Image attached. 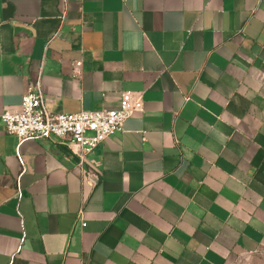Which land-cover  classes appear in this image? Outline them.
<instances>
[{
  "label": "crops",
  "instance_id": "0c3cea01",
  "mask_svg": "<svg viewBox=\"0 0 264 264\" xmlns=\"http://www.w3.org/2000/svg\"><path fill=\"white\" fill-rule=\"evenodd\" d=\"M38 81L54 114L117 109L128 91L144 111L80 164L57 139L5 132ZM260 252L264 0H0V264Z\"/></svg>",
  "mask_w": 264,
  "mask_h": 264
},
{
  "label": "built area",
  "instance_id": "2783aa9c",
  "mask_svg": "<svg viewBox=\"0 0 264 264\" xmlns=\"http://www.w3.org/2000/svg\"><path fill=\"white\" fill-rule=\"evenodd\" d=\"M76 69L82 62H76ZM144 111L143 92H124L119 106L113 110L82 111L75 114H54L45 103L41 83L30 84L18 111L6 110L1 116L5 132L19 143L28 140L57 139L84 163L110 136L121 133L124 125L136 112ZM94 184L97 176L88 172ZM85 226V224H83Z\"/></svg>",
  "mask_w": 264,
  "mask_h": 264
},
{
  "label": "rangeland",
  "instance_id": "374dc122",
  "mask_svg": "<svg viewBox=\"0 0 264 264\" xmlns=\"http://www.w3.org/2000/svg\"><path fill=\"white\" fill-rule=\"evenodd\" d=\"M229 264H264V252L252 255H238Z\"/></svg>",
  "mask_w": 264,
  "mask_h": 264
}]
</instances>
